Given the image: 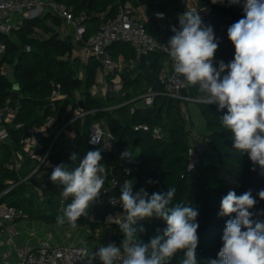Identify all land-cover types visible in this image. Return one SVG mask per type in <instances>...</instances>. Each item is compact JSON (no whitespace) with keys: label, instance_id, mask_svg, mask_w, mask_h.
Returning a JSON list of instances; mask_svg holds the SVG:
<instances>
[{"label":"trees","instance_id":"obj_1","mask_svg":"<svg viewBox=\"0 0 264 264\" xmlns=\"http://www.w3.org/2000/svg\"><path fill=\"white\" fill-rule=\"evenodd\" d=\"M52 1L68 6L75 15L86 14L88 28L84 38L95 32L104 18L113 15L120 3L119 0ZM243 2L241 0L240 4H230L229 0H223V3L213 4L212 0H201V4L209 6L203 21L212 26L219 41L215 53L216 67L221 60L228 63L234 58L235 49L227 30L243 17ZM61 23L62 19L57 12L50 9L34 17L21 18L10 36L0 32V42L6 46L0 59V108L7 99L11 104L18 103L20 106L14 121L21 122L22 126L17 129L13 125L8 126L17 147L20 146L19 140L29 133V127L39 128L36 134L39 142L46 147L53 135L74 116L76 108L90 112L65 125V128L75 130L72 142L66 139L59 141L63 130L59 133L49 155L53 166L39 171H46L44 176L40 179L37 175L30 176L26 181L17 183L0 198V202L23 207L28 211L35 208L39 213L38 219L55 222L57 215L63 211L58 208L63 209L71 203V198L63 200L62 186L50 180L53 167L63 162L70 169L75 168L88 150L97 149L87 143V138L92 123L102 121L113 135L111 148L102 151L101 163L106 167L107 177L99 201L89 208L87 217H81L77 222H103L105 216L116 210L106 203L109 192L104 191L112 177L118 181L112 187V193H119L124 181L129 179L133 181L134 192L144 188L151 195L174 187L176 192L173 205L183 203L197 207V221L200 225L197 256L200 264H207L208 260L217 258L222 247L225 222L235 216H218L221 199L230 190L237 195L251 190L256 199L255 206L250 209L255 214L253 219L264 221V214H261L264 213V200L258 195L264 189V175L258 166L256 171H252L253 165L248 155L233 148L232 134L220 122V117L227 109L218 110L215 104L181 101L163 94L165 88L158 74L169 56L161 51L136 56L133 47L126 42H115L107 46L113 59L122 54L129 61L121 71L114 70L120 75L121 88L117 90L110 86L112 73H109L106 79L110 85L105 93L102 96L93 95L99 62L93 56H89L85 62L81 60L77 55L80 46L77 47L59 35L58 27ZM145 27L151 36L160 41H166L172 36L168 27L161 29L155 22H145ZM27 47L29 50H26ZM4 63L11 66L13 80L1 73ZM55 84H59L60 91L66 97L55 99L54 105L49 106L48 95ZM149 89L157 92L151 105H142L139 99L132 100ZM75 92H78V98ZM182 93L197 99L198 89L186 86ZM187 102L197 106L204 124L198 133L202 150L198 163L191 169L187 168L188 152L192 147L191 135L197 132L190 118L186 119L183 114ZM51 117L54 120L47 126L46 122ZM134 125H147V129H134ZM128 146L139 149L137 161L120 159V153ZM0 151L3 152L0 159L1 192L9 186L10 180L16 182L19 178L16 177L17 172L7 166L11 158L10 147L1 144ZM73 152L79 154L77 161L69 160ZM150 180L153 183H148ZM140 223L145 232L140 233L138 238L145 243L155 235L162 234L167 226L166 222L156 217ZM112 224L121 233L119 224ZM123 239L124 235L122 238H119V234L116 236L118 244ZM182 259L183 253H177L170 264H180Z\"/></svg>","mask_w":264,"mask_h":264},{"label":"clouds","instance_id":"obj_2","mask_svg":"<svg viewBox=\"0 0 264 264\" xmlns=\"http://www.w3.org/2000/svg\"><path fill=\"white\" fill-rule=\"evenodd\" d=\"M217 2L223 0H212L213 4ZM229 3L240 4L241 0ZM243 13L227 30L235 49L234 58L228 63L221 60L218 67L214 66L219 41L212 26L206 25L194 10L178 14V27L171 28L174 34L165 50L174 62V72L183 76L187 86L198 89L200 103L227 109L220 122L232 134L233 148L248 155L252 171L258 166L264 175V0H244ZM156 15L163 18L164 14ZM103 150H88L75 168L70 169L63 162L53 167L50 180L62 186L63 200L71 198V203L56 217L58 226L67 222L76 229L77 221L87 217L89 208L99 201L107 177L101 163ZM78 155L71 153L69 160L77 161ZM135 157L129 146L120 153V159L128 162ZM175 192L174 187L151 195L144 188L134 192L133 181H124L118 198L123 208V215L118 216L124 235L120 246L109 243L95 252L81 250L78 257L88 261L98 258L102 264H170L177 253H183L180 264H200L198 208L183 203L173 205ZM258 195L264 200V189ZM255 204L251 190L240 195L230 190L222 197L218 216H235L226 220L222 247L217 258L207 264H264V221L253 219L255 214L250 209ZM153 217L162 219L167 226L162 234L145 243L138 238L145 232L140 222ZM116 218L106 219L112 222Z\"/></svg>","mask_w":264,"mask_h":264},{"label":"built area","instance_id":"obj_3","mask_svg":"<svg viewBox=\"0 0 264 264\" xmlns=\"http://www.w3.org/2000/svg\"><path fill=\"white\" fill-rule=\"evenodd\" d=\"M190 2L192 5L189 10L199 12L202 19H204L205 13L202 12L195 0H180L181 4H187ZM55 10L57 14L63 18L67 25L73 28V40L79 44L77 55L80 56L82 61H86L89 56H93L99 62V76L100 81L106 85V76L116 68V61L111 57L107 51V46L115 42H126L133 47L136 56L144 55L152 51H161L168 55L165 50L166 41H160L151 36L145 27V22L137 19L133 12L135 9L128 2H121L118 5L117 11L106 18H104L98 26V29L90 34L87 38H84V33L87 29L86 19L87 16L84 13L75 15L71 8L64 4H57L52 0H0V32L10 36L16 29L17 24L14 23L13 18L15 15L24 17L37 16L41 11ZM157 13H163V18L166 14L162 10H154L152 17L155 19H162L157 17ZM173 26L178 25L173 22H168L167 27L171 31ZM6 46L3 42H0V59L5 53ZM29 50V47L26 48ZM169 56V55H168ZM168 67L163 64L158 74L159 81L164 85L165 91L163 94L175 97L183 100H189L191 102L198 101L196 98H190L185 96L182 91L186 88L187 84L183 76L174 72V62L169 57ZM11 67L9 64L4 63L1 68V73L6 75V67ZM95 86V85H94ZM93 91L92 93H94ZM157 92L149 89L146 92L134 97L132 100L139 99L142 105H151ZM66 94L60 91L59 84H55L48 95V105L53 106L55 99L64 98ZM75 97L78 98V92H75ZM183 104V102H182ZM20 106L18 103L11 104L7 99L3 106L0 108V145L4 144L10 139V133L8 126L13 125L16 129L22 126L21 122H15V116L19 113ZM89 110L83 108H76L74 110V116L66 122L68 124L77 117H82ZM183 114L188 119V109L183 107ZM54 118L51 117L47 120L46 125L50 126ZM64 124L54 135L51 142L45 147L42 143L35 138L38 127H29L28 134L19 140L23 150L34 161L31 166V170L25 176H19V179L9 181V186L0 192V198L8 193V191L17 183L26 181L30 176H35L42 168H49L53 166V163L49 159L50 151L54 141L59 133L65 129ZM134 129L143 128L147 129V125H134ZM192 147L188 152V169H191L198 163L200 151L202 150L201 137L197 135H191ZM90 140L98 141L97 144L90 143ZM113 135L101 122L95 121L92 123L87 138V143L90 146L98 147L107 151L112 146ZM36 150V151H35ZM38 150V151H37ZM40 150V151H39ZM22 154L19 151L11 153L10 161L7 166L9 169L18 173L22 167ZM129 180V179H126ZM125 180V181H126ZM109 186L104 188V191L109 192V196L106 203L116 210L123 212V208L119 203V193H112V187L116 186L118 181L112 177ZM25 216V212L21 207L10 205L6 202H0V229H6L13 233L15 228L13 227V221L17 218ZM81 250L87 252H95L98 248H89L87 246L76 245L73 243L52 244L49 240H44L38 245H13L11 248L1 253L2 264H92L101 263L97 258L92 261L87 259H81L78 256L81 254ZM14 254V257H11ZM116 264H121L117 261Z\"/></svg>","mask_w":264,"mask_h":264},{"label":"crops","instance_id":"obj_4","mask_svg":"<svg viewBox=\"0 0 264 264\" xmlns=\"http://www.w3.org/2000/svg\"><path fill=\"white\" fill-rule=\"evenodd\" d=\"M118 2L121 3L119 0ZM123 2H128L135 11L133 12V15L144 22H155L161 29L167 27L168 22H173L178 25V14H182L185 10H189V7L192 5L190 2L187 4H181L180 0H123ZM197 4L200 8H202V12L204 11L205 15L208 14L209 6L208 4L204 3L201 4V0H195L194 2ZM119 5V4H118ZM154 10H162L165 12L166 17L162 19H155L152 17V12ZM44 11H41L39 14H42ZM15 17L13 18L15 23ZM59 16V15H58ZM60 17V16H59ZM21 20V16H18ZM30 18V17H29ZM61 18V17H60ZM61 25L58 27V33L62 38L70 39L71 42L75 43L73 40V28L70 25H67L63 18ZM87 23V22H86ZM16 24V23H15ZM87 28H88V24ZM18 26V24H17ZM93 32H91L92 34ZM77 43V42H76ZM77 47H79V44H76ZM116 68L114 70L121 71L125 66L128 65L129 61L125 59V57L122 54H119L116 59ZM168 60L165 61V67H168ZM9 69L11 67H6V76L13 80V71L11 69V72H9ZM114 70L111 72V85L109 82L107 83L106 79V85L100 81L99 73L96 77V83L95 86L92 88L93 95H103L106 91V88L108 85L112 86L114 89H120L121 88V78L119 73H115ZM98 92V93H97ZM101 92V94L99 93ZM95 95V96H96ZM141 103V101H140ZM197 108L196 105L193 104ZM198 110V108H197ZM199 112V110H198ZM200 114V112H199ZM201 116V115H200ZM200 120V124L203 125L201 129L204 128V124L202 121V118L192 121L193 126L197 129V122ZM104 127H106L103 123H101ZM107 128V127H106ZM193 134H195L193 132ZM35 138L39 140L38 135L34 133ZM198 136V134H195ZM68 139L67 141H69ZM70 142V141H69ZM4 144H7L10 147V152L19 151L22 154V167L24 169H28L32 164H34V161L29 157V155L23 150V147L20 145L17 147L10 137L9 140H7ZM21 149V150H18ZM131 150L136 154L135 161H137V156L139 154L138 148L131 146ZM36 151V150H35ZM20 168V169H21ZM46 171H43L41 173L36 174L37 177L40 179L45 175ZM28 174V172H27ZM35 175V176H36ZM25 176V175H21ZM24 212L25 216L21 218L15 219L13 221V227L15 228V231L13 233L7 231L6 229H0V256L1 253L9 248H11L13 245H38L44 240H49L52 244H62V243H73L76 245H82L87 246L89 248H99L102 245H107L109 243H115L117 246H120V244L116 241V236L119 234V238H122L120 235L122 234L117 231V229L114 227V223H118V216H122L123 212L119 210H114L112 213L105 216L103 222H97V223H78V227L76 229H72L71 226L66 222L62 226H58L57 222H48L37 218V211L35 208L28 211V209H24L21 207ZM63 210L61 208H58V210ZM117 217L112 222L107 221V217ZM11 257H14V254H11ZM0 264H2L1 257H0Z\"/></svg>","mask_w":264,"mask_h":264},{"label":"rangeland","instance_id":"obj_5","mask_svg":"<svg viewBox=\"0 0 264 264\" xmlns=\"http://www.w3.org/2000/svg\"><path fill=\"white\" fill-rule=\"evenodd\" d=\"M18 16H19V15H17V16H16L17 18H15V23H16V24L20 23V18H18ZM69 40H70V39H69ZM72 43H73V42H72ZM73 44H77V43L75 42V43H73ZM9 72H11V69H9ZM97 93H98V92H97ZM99 93L101 94V92H99ZM95 95H96V93H95ZM97 96H100V95H97ZM101 96H102V95H101ZM185 108L188 109V115H189L190 121L197 120V118H199V119L202 118V117L200 116V114H199L197 108H196L195 106H193L192 103L190 104V103L187 102V103L185 104ZM101 122H102V121H101ZM201 127H203V125L200 124V120H199V121L197 122V129L195 128L194 131L197 132V134L200 133V131L202 130ZM75 134H76V133H75V130H74L73 128H65V129L63 130V132L61 133L60 137H59V141H60V140H64V141H65V139H66V140L70 139L69 141L72 142V141H73V138H74V136H75ZM18 150H21V149H18ZM138 152H139V149H138ZM2 153H3V152L0 151V159H1L2 155H3ZM32 165H33V164H32ZM30 170H31V166H30L28 169L21 168V169H19L18 173H16V177L19 178V176H21V175H26L27 172H29ZM14 177H15V175H14ZM10 181H11V180H10ZM27 194H29V193H27Z\"/></svg>","mask_w":264,"mask_h":264},{"label":"water","instance_id":"obj_6","mask_svg":"<svg viewBox=\"0 0 264 264\" xmlns=\"http://www.w3.org/2000/svg\"><path fill=\"white\" fill-rule=\"evenodd\" d=\"M120 1L123 2V0H120ZM15 86H17V85L15 84ZM120 236L123 237V233Z\"/></svg>","mask_w":264,"mask_h":264}]
</instances>
